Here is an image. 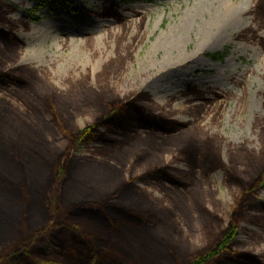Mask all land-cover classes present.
I'll return each instance as SVG.
<instances>
[{"label": "rangeland", "instance_id": "1", "mask_svg": "<svg viewBox=\"0 0 264 264\" xmlns=\"http://www.w3.org/2000/svg\"><path fill=\"white\" fill-rule=\"evenodd\" d=\"M223 4L238 6L240 14L222 39L206 47L199 34L201 22L198 20L185 32L182 51L203 48L201 59L179 69L159 72L170 51L164 40L181 26L184 16L200 7L202 17L215 19ZM103 7L118 10L123 21L99 16ZM128 8L138 13L131 14ZM20 18L25 20V26L14 25L12 19ZM0 19V30L4 34L21 35L27 42L21 48L15 45L12 48L0 41V66L8 72L9 59L19 57L21 63L33 66L25 74H18L24 81L22 85L0 76V109H8L0 113L9 115L11 120L0 125V142L14 137L24 141L25 146L33 141L38 149L42 134L46 133L52 139L53 146L46 147L50 154H56V158L64 155L60 162L63 176L56 182V175L50 174L49 190L41 184L37 194L26 190L18 197L15 201L20 205L10 202L13 208H19L17 214L12 212L16 218L13 226L18 233L26 204L29 213L24 228L27 231L43 228L52 213L50 204L55 211L57 204L60 205V213H52L55 217L80 202L101 197L106 200L109 195L105 192H114L131 177L143 176L154 164L167 163L185 172L182 178L187 187L158 182L155 177L146 175L142 180L138 178L137 189H133L141 200L133 203L135 195L122 191L115 196V201L121 202L118 197L125 194L122 201L129 207L141 203L146 211L177 210L180 225L174 224L185 238L179 241L168 236L173 235L174 230L170 217L160 225L157 223V228L154 223L151 227H134L131 235V230L117 227L126 235L124 238L113 227L107 229L95 221L84 220L77 225L79 231L91 239L97 250L104 247L119 258H125L128 253L140 260V255L149 256L153 248L156 251L159 248V245L148 248L150 242L145 244L144 240L160 235L167 236L182 255L202 249L206 243L204 233L215 227L214 218L218 217L224 230L233 226L236 229L231 251L239 253L243 251L242 246L248 245L249 251L264 263V238L260 241L258 235L252 234L264 232V210L249 211L244 217L240 209L246 193L242 190V181L250 184L257 175L249 161L255 159L256 165L264 158V0H117L114 6L111 1L102 4L99 0H0ZM142 19H145L144 24ZM246 29L251 31L245 32ZM75 47L80 49L78 58L71 56ZM216 54L224 57L215 59ZM12 65L18 66L19 62ZM144 91L154 94L161 108L147 101L143 103L175 123L168 128L170 132L165 133L164 128L155 126L143 128L140 123L127 132L115 125L97 126L110 101L126 103L142 96ZM197 91L204 94L201 96ZM38 93H46L47 97L42 98ZM213 94L220 98L209 106L194 101ZM192 101L198 105L188 109ZM66 115L71 117L70 121ZM46 118L54 123L43 121ZM93 126L97 129L91 140L72 146L65 139L69 131L77 133ZM41 129L42 134L38 132ZM104 133L116 143L101 140L100 135ZM57 139L61 141L58 143ZM206 139L213 141L222 162L209 176L200 170L194 174L180 152L189 144L202 152ZM137 140L147 144L137 157L134 158L135 152L130 158L123 149ZM173 143L178 145L160 162L158 156L163 154L162 148ZM2 148L0 144V164L7 165L2 159L1 152L5 150ZM55 148L59 152L53 151ZM8 150L12 158L14 151L9 147ZM21 152L22 155H14V158L27 162V178L39 182L36 155L27 157ZM255 156L261 157L258 160ZM236 168L241 171L242 181L231 184L229 175ZM90 185L95 186L90 188ZM249 192L252 197L255 195L257 202L264 204V177ZM136 208L144 211L139 206ZM204 210H209L212 216L203 217ZM8 222V219L3 220L0 228L2 223ZM258 225H263V230ZM106 242L108 246L104 245ZM57 252H62V248L58 247ZM73 253L75 257L56 254L47 260L57 264H84L78 253Z\"/></svg>", "mask_w": 264, "mask_h": 264}, {"label": "trees", "instance_id": "2", "mask_svg": "<svg viewBox=\"0 0 264 264\" xmlns=\"http://www.w3.org/2000/svg\"><path fill=\"white\" fill-rule=\"evenodd\" d=\"M0 33H2L0 34L1 38L5 39L10 38L12 35H6L2 30H0ZM3 43L6 44L7 47L13 48L16 46L14 43H10L8 41ZM8 50H6V52H9ZM214 57L215 59H221L224 57V55L216 54ZM9 60L11 62V67L9 66L10 71L5 72L3 65H1L0 76L4 75L11 79V81L17 80L20 85L24 84L22 77L18 76V74H25L29 68H19L18 66L12 65L17 62V58ZM38 95L42 98L47 97L46 93H38ZM145 101L151 103L150 99H148V97H146L144 94L134 98L131 101H127L126 103H120V100L110 101L109 107L99 117L97 126L101 124L110 126L115 125L114 127L118 128V124L122 123L123 125L125 123L126 126L121 131L127 132L132 131L133 126L136 125V123H140L144 128V126H146L145 120L148 119V121L152 124L150 126H155L162 129L164 128V130H166L165 133L170 132L167 131L168 128H172L170 125L175 123L169 121L166 115L156 113L154 111L156 110L154 107L150 108L148 105H145V103H143ZM1 110L6 111L8 109L3 108L0 109V111ZM126 115H128V118ZM7 116L9 115L0 113L1 126L11 121ZM67 117L70 121L71 117L69 115ZM119 120L121 121L120 123L118 122ZM43 121L46 123H54L53 120L49 121L47 118L46 120L43 119ZM173 127L176 126L173 125ZM96 129L97 128L93 126L91 128L80 130L77 133L69 131V134L65 136V139L68 140L72 146H76L83 140H91ZM38 132H41L42 134L44 131L41 129V131L38 130ZM42 137L43 141H41L42 144L39 142L41 146L38 149L36 148L35 144H33V141H30V145L25 146L24 141H19L14 137H7L6 141L4 140L3 142L2 139L0 142L1 148L2 146L5 148V150H2L1 152L2 159L7 164H0V223L5 219L9 220V222L6 224L2 223V227L0 228V264H57L53 261H48L47 259L52 255L55 256L56 254L59 256L70 255L71 257H75V253L73 252L78 253L79 258L82 262H84V264H143V262L144 264H264L259 257L254 255L252 251H249L248 245L242 246L241 249L243 251L239 253L231 251V243L236 229H234L233 226L224 230L221 226V223L219 222L218 217L214 218L215 227L205 231L204 237L206 243L202 249L196 250L194 252L189 251L188 253L182 255L179 253V250H177L176 245L173 244L167 236L160 235L159 237L148 238L146 242L144 240L145 244L150 242L148 248H153L155 245H159V248L157 251L153 248L152 254H149V256L140 255L142 258L140 260H136L131 254L129 255L128 253H125V258H119L116 254L111 255V252L106 250L104 247H102L100 250H97V247L93 245L91 239L79 231L77 225L84 222V220H87L88 222L95 221L100 225L107 227V229L113 227L115 232L124 238L126 235L123 231L117 229V227H125L127 228L125 231L128 230V232L131 230V235L133 233L134 227H151L150 224L154 223L155 227L157 228L161 222L167 221V218L170 217L169 221L170 224L173 222L174 230H172L173 235L169 234L168 236L179 238V241L185 238L186 235L180 230L178 231L175 225H180V213L177 210L167 209L163 211L157 207V209H153L151 207L153 210L146 211L145 208L141 207V203H137L134 204L133 207H129L124 205L127 204L125 201H122L124 195L130 193L135 195V200L133 203L141 200L139 195H137L135 192L133 193V189H137L136 181L139 179L142 180L146 175L155 177L158 182H165L179 187H187L185 181L182 178L183 173L185 172L172 168L167 163L158 165L154 164L142 173L143 176L139 175L135 178L131 177L124 183L120 184V187L114 192H105L107 196L109 195L106 200H102V197L100 200H86L70 207L67 210L61 211V214H56L55 217L53 215L54 213H60V205L57 204L58 207L55 211L52 209V205L50 204L49 209L52 210L51 212L53 214L51 213L46 219L43 228L29 229L28 231L24 228L26 223L25 217L27 212L29 213V208L27 209L26 204V208L22 209L23 222L20 223L21 231L18 233V229L16 227L14 228L13 226L16 222V218L12 215L13 213L17 214L19 208H13L10 202H16L15 200H19L18 197L25 194L26 190H32L34 194H37L40 191L39 186L41 184H43L48 188L47 190H49L48 184L50 181V174L53 176L56 175L55 181L57 182L61 179L64 173L62 169L63 167L60 165L64 155L62 154L59 156V158H56V154H50L51 152L46 147L53 146L52 139H50L49 135L46 133H44V135L42 134ZM100 139L109 144L116 143L115 139L107 137V133L101 134ZM60 141L61 140L57 139L56 142L59 143ZM146 144L147 142L144 140H137L132 145L126 146L123 150L126 151L125 153H129L130 158L136 152L134 155L135 158ZM177 145V143L165 145L162 148V151H164L163 154L158 156L159 160H161L160 162L166 160V155L171 153L172 148L176 147ZM8 147L12 148L14 151L12 158L11 151L8 150ZM57 150L58 149L55 148L53 151L59 152ZM21 151L26 153L27 157H33L36 155L38 159V165H36L35 171L40 176L41 180L39 182L28 179L27 162L14 158V155H22ZM180 152L181 155H184L185 159H187L189 167L194 171V174H197L200 170L209 176L212 169L216 168V165L222 163L221 158L217 153V149L214 146L213 141L210 139L204 140V148L202 149V152L201 149L195 148L194 145L190 144ZM121 154L122 152L120 155ZM250 156L254 157L253 155ZM260 157L255 156V158L258 160ZM55 158L58 160H56L57 164L54 162ZM123 164L124 163H122V165ZM249 164L250 168L253 169L255 173H257L250 184L245 185V183H243L242 178L239 175L241 174V171L237 170V168L234 169V171L229 175L231 184H236L242 181V190L246 192L240 208L242 209L241 215L244 217L247 216L249 211L264 210V204L257 202L256 198H254L255 195L252 197L249 194V191H252V189H254L264 177V158L258 161L256 165L255 159L249 161ZM123 166H121V168ZM33 184L36 186V188L32 186ZM92 186L95 185H90L89 187L91 188ZM122 191L125 192V194H121L118 197V199H121V202H116L115 196H117ZM46 195L48 197V194ZM42 198L44 199L43 196ZM16 203L20 205L19 202ZM136 205L142 208L144 211L136 208ZM14 206L16 205L14 204ZM45 206L48 207L46 203ZM201 213L203 217L209 218L212 216L209 210H204ZM55 218L57 220L53 221ZM157 223H159L158 226ZM163 232H165V229ZM138 239H140V237H138ZM104 245L108 246L109 244L106 242ZM58 247L62 248V252H57ZM108 255H111L110 258ZM112 256L117 258H113Z\"/></svg>", "mask_w": 264, "mask_h": 264}, {"label": "bare ground", "instance_id": "3", "mask_svg": "<svg viewBox=\"0 0 264 264\" xmlns=\"http://www.w3.org/2000/svg\"><path fill=\"white\" fill-rule=\"evenodd\" d=\"M102 4L111 1V5L114 3H116L117 0H99ZM103 12L99 14V16L101 17H113L119 21H123V15L120 14V12L113 10L112 8H107V7H103ZM129 9V8H128ZM239 7L238 6H234V5H224L222 7V11H220V14L215 18V19H207L202 17V10L200 7L197 8H193L192 12L189 13L188 15H186V17L184 16V21L182 22L181 26L179 28H177L176 30H174L173 32H171L170 34H168L166 36V40H164V44L169 45L168 49L169 51V55L167 56V58H164L162 64H161V68L158 69L159 72L164 73L165 71L168 70H172V69H179L180 67H182L183 65H186L190 62H198L201 58L199 57L201 52L204 50L202 49H197L194 51H182V46L185 42V32L190 28V26L194 23H196L198 20H200L201 24H200V31L199 34L200 36H202V38L204 39L205 43L204 45L207 46H211L216 44L217 42H219L220 39H222L223 35L226 33L227 28L229 27V25L236 20V18L239 16L240 11H239ZM131 11V12H130ZM129 12L131 14H137V10H133V9H129ZM144 20L142 19V24H144ZM14 25H17L19 27V25H23L25 26V20H21L18 19H12ZM0 26H1V19H0ZM1 29V28H0ZM247 31H251V29H246L245 32ZM244 34V33H242ZM245 35V34H244ZM238 38H241V36L239 35ZM253 38H256V36L254 35ZM10 42V43H14L16 45V47H22L25 44H27V42L25 41V39L23 38V36L21 35H15L12 34L10 36V38H1L0 36V41L2 42ZM20 49H18L19 51ZM79 52L80 49L78 47H75L72 51V58H78L79 56ZM17 62H19L18 67L19 68H23V67H33L30 66L28 63L24 64L20 62V57L18 58ZM144 95H146V97H148V99H150L151 103L153 104V106H156L157 108H161V105L159 106V103H157V101L154 99V94L150 93L149 91H144L143 92ZM197 94H204L203 92L197 91ZM214 96H208V97H204L202 98L201 96L199 97V99H194V101L198 100L200 103L202 104L204 107L205 106H209L212 103H214L215 101H217L219 97V95L217 94H213ZM198 105V104H197ZM197 105H195V102H190L189 103V107L188 109H192L194 107H196ZM197 109V108H196ZM144 121V119H143ZM119 123L121 122L120 120L118 121ZM145 125L146 126H150L152 125L148 119L145 120ZM118 128L120 130H122L126 124L124 123L122 125L118 124L117 125ZM117 128V129H118ZM260 228V230L262 229L263 225H258ZM256 232V233H255ZM252 232V234H256L258 235V239L261 241L264 238V232L260 233L259 231H255ZM262 258L264 259V256H262Z\"/></svg>", "mask_w": 264, "mask_h": 264}]
</instances>
